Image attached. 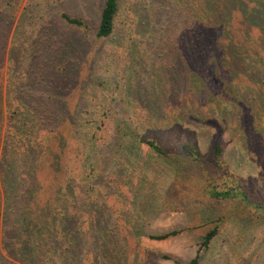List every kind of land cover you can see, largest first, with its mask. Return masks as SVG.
Listing matches in <instances>:
<instances>
[{"label": "rangeland", "instance_id": "obj_1", "mask_svg": "<svg viewBox=\"0 0 264 264\" xmlns=\"http://www.w3.org/2000/svg\"><path fill=\"white\" fill-rule=\"evenodd\" d=\"M173 1L179 26L171 39L178 37L185 55L180 61L167 53L166 46L172 44L169 40L153 39L142 27L153 0H123L116 29L105 39H97L95 33L103 0H0L1 5L7 4L0 13L15 15L12 35L27 51L24 55L22 49H15L22 61L13 52L11 63L7 51L0 53V264L40 262L35 251L23 254L25 234L20 232L27 229L22 216L33 206L32 193L47 190L49 172L59 168L53 155L49 161L46 139L54 150L64 147L62 132L55 126L57 113L62 114L64 107L76 112V121L68 117L63 123L76 125V141L71 139L65 146L69 145V169L76 173L78 223L83 231L90 209L94 227L96 222H107L119 239H136L133 250L138 257L133 261L131 255L124 264H187L197 255L199 264H264V97L259 93L264 89V29L249 25L252 44H238L243 51L240 59L245 56L250 62L234 68L237 126L222 110L229 106L226 97L220 103L214 101L221 90L214 69L221 61L216 54L207 55L213 41L190 18L193 13H204L206 0ZM247 1L250 10L258 5L257 0ZM61 12L83 18L90 29L70 26L60 17ZM235 17L233 28L245 30L244 16L236 11ZM190 27L196 28L194 39ZM170 62L180 63V69L186 71L184 88L178 86L176 72L168 69ZM208 69L212 71L205 86L193 72L201 75ZM14 79L23 88L12 86ZM183 79L180 84L185 85ZM18 92L21 98L39 96L43 110L55 117L54 127H45L36 141L27 137L30 146L21 144L24 148L20 143L30 129L18 125V115L11 117L8 103L12 93ZM150 95L158 96L157 104L146 101ZM160 106L164 119H159ZM242 118L247 122L245 128ZM247 131L249 145L245 147ZM14 132L24 139L17 136L15 140ZM149 139L172 153H178L184 144L197 145L204 167L211 163L216 144H222L225 161L263 207L229 214L210 247L202 248L203 235L220 212L226 214L227 204L219 208L199 204L191 190L194 183H178L171 168L184 166L191 171L195 165L179 154L167 161L151 152L146 144ZM32 160L38 163L32 171L36 169L39 182L34 177L31 180ZM39 184L41 190H35ZM170 231L179 233L163 241L146 237ZM85 234L97 232L93 229Z\"/></svg>", "mask_w": 264, "mask_h": 264}, {"label": "trees", "instance_id": "obj_2", "mask_svg": "<svg viewBox=\"0 0 264 264\" xmlns=\"http://www.w3.org/2000/svg\"><path fill=\"white\" fill-rule=\"evenodd\" d=\"M122 2L123 0H103L99 23L95 29L97 39H105L113 34L116 29L117 18L121 12ZM257 4V7L250 10L249 1L247 0H206L204 13L198 16L193 13L190 16L199 28H205V35H208L210 41H213L208 45L210 52L208 51L207 55L214 57L216 54L221 61L214 69L220 77L219 81L221 85V90L218 93L220 97L215 92L216 99L214 98V101L220 103L226 97V102L229 106L223 107L222 110L228 113L227 117L230 122H237V126L238 117L235 110L238 108V89L234 85V75L236 74L234 68L240 62L243 65H248L250 62L245 56L240 59L243 51L240 50L238 45L239 43L244 45L248 43L252 44L251 31H249L248 26L257 27L258 24L262 30L264 29V3L257 0ZM2 6L0 4V8ZM3 7L7 8V4ZM138 7L140 8V6ZM173 7H175L173 0H153V6L150 12L142 20V27L145 31L150 32V36L153 39L158 38L163 42L169 40L168 42L172 44L166 46L168 48L167 53L175 57L174 60L180 61L184 59L185 55L177 43L179 41L178 37L177 39H171L174 37V29H176V26H179V22L175 20L179 13L175 12ZM236 11L240 12L241 16H244L242 19H244L243 21L246 24L245 30H235L231 25L237 18L235 17ZM60 17L70 26L90 29L89 24L81 17L72 16L67 12H61ZM14 20L15 15L13 13H0V53L7 51L10 63L12 62L10 55L13 52L15 59L18 58L22 61V56L15 49H22L24 55L27 53L21 43L22 47L17 45L19 43L16 41L14 33L12 35ZM190 28L188 32L192 35V39H194L196 28ZM6 44L9 45L8 49ZM193 54L192 56H197ZM203 63L207 65L206 60ZM179 64L174 63L169 65L168 69L176 72L178 86L181 85L180 88H184L187 86L186 71H182L180 69L182 65L179 67ZM225 65L230 66L226 68ZM211 71L208 69L202 72L201 75L199 72L194 71L193 74L201 78L204 85L207 86L209 81L208 75ZM182 76H184V79ZM182 79L185 85L180 84ZM214 79L217 80V77ZM14 81L12 86L16 87L18 85L17 88L20 86L23 88V83L20 84L19 80L16 79ZM262 82L264 83L263 79ZM2 83L0 82V88L3 87ZM10 85L11 82L9 83V87ZM260 89L261 91L259 93L264 97V89ZM19 93H12L14 96L8 94V97L11 96L8 100L9 108L13 110L11 117L18 115V125L24 128L27 127L30 131L25 135V141H21L24 137L22 135L18 136L19 132H14L13 138L20 140V145L24 144V146L28 147L30 141L27 140V137H32L34 141L38 140L45 127H54L55 117H50L46 110H43L41 103L38 101L40 100L39 96L29 94L26 98H21L17 96ZM157 97V95H150L146 101L157 104ZM161 97L163 98V94L160 95ZM60 100L62 101L61 97ZM239 101L242 103L240 99ZM206 102L209 103V106L211 105L210 100ZM160 108L161 110L158 111L159 119H164L165 113H163V107L160 106ZM57 115L56 119L58 121L55 123V126L58 132H62L65 145L71 139L76 141V125L64 126L63 123L68 117L76 121V112L71 113L68 107H64L62 114L57 113ZM240 123H242L244 128L247 127L245 125L247 122H244L243 118L240 119ZM250 126L252 127V124ZM126 128L130 129L128 126ZM248 133L247 131L245 147L249 145ZM44 136L51 138V134L48 132H45ZM46 141V153L49 156V161L53 155L59 168L56 170L53 168L49 172L47 190H41L40 187L42 185L39 184L35 190L40 188L41 191H34L30 196V201L33 203V206H29L27 210L28 214L22 216L27 230L20 232L25 234L23 243L25 249L23 254L30 255L35 251V258L40 260L39 264H124V261L131 255L135 257L133 261H136L138 255L134 254L133 248H136L137 240L132 239V237L119 239V236H115L113 227H108L107 222L99 225L96 222L97 227H94L95 223L90 222L94 219L89 215L93 210L90 211L88 209L86 212L87 217L85 221L87 222L86 226L84 224L85 228L82 231V227L78 223L80 215L76 210V173L69 169L68 159L66 157L69 145L57 147L54 150L50 141L47 139ZM146 144L151 152L168 158L167 161H169L172 155L179 154L183 159H186V163L195 165V167L192 166L191 171L185 170L184 166H182L181 170H176L175 165L171 168H173V172L176 175L175 179L178 183H194L193 189L191 190L195 198H198L199 204L207 203L217 208L222 203L227 204L226 214L223 215L220 212L213 221L214 225L203 235L202 248L207 249L210 247L219 234L225 218L230 216L229 214H234L240 210L243 211L247 207H254L255 210L263 207L259 200L251 198L242 179L237 176L234 169L225 161L222 144H216L211 163L205 167L204 165L206 163L202 159V153L195 144H184L178 153L165 150L157 141L152 139L147 140ZM21 146L23 147V145ZM37 164L33 160L30 161L31 180L33 181L34 177V182H39L37 181L36 169L32 171V168H36ZM187 192L191 195L190 190ZM93 229L94 231L96 230L97 234H85L92 232ZM81 231L82 233H80ZM178 233L179 231H170L163 234L146 235V237L151 240L163 241L176 236ZM20 240H22L21 234ZM164 257L170 258L169 255H165ZM187 264H199V255Z\"/></svg>", "mask_w": 264, "mask_h": 264}]
</instances>
